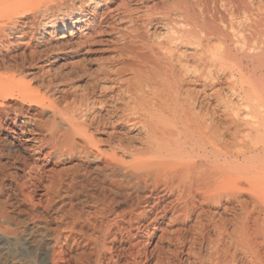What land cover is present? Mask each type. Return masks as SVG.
<instances>
[{
	"label": "bare ground",
	"instance_id": "obj_1",
	"mask_svg": "<svg viewBox=\"0 0 264 264\" xmlns=\"http://www.w3.org/2000/svg\"><path fill=\"white\" fill-rule=\"evenodd\" d=\"M0 264H264V0H0Z\"/></svg>",
	"mask_w": 264,
	"mask_h": 264
}]
</instances>
